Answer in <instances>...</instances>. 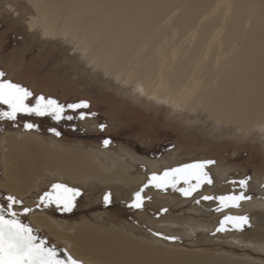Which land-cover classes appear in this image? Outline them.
<instances>
[{"label": "bare ground", "instance_id": "obj_1", "mask_svg": "<svg viewBox=\"0 0 264 264\" xmlns=\"http://www.w3.org/2000/svg\"><path fill=\"white\" fill-rule=\"evenodd\" d=\"M6 5L41 45L57 42L79 68L99 72L102 86L111 84L148 109L166 106L168 119L198 126L209 138L264 144V0H8ZM84 125L99 129L92 118ZM137 152L8 131L0 136V189L23 201L33 210L25 215L31 214L34 227L83 262L264 264V182L241 187L247 178L225 165L211 166L212 183L184 196L177 190L188 187L183 180L175 188L149 184L168 162ZM54 183L86 193L96 208L107 194L131 207L137 192L144 205L135 219L118 223L101 212L63 220L40 202ZM240 192L254 198L230 209L218 199H201ZM220 210L224 214L214 216ZM237 215L247 217L251 232L230 223L217 230L226 216ZM190 239L198 241L192 249L183 247Z\"/></svg>", "mask_w": 264, "mask_h": 264}, {"label": "rangeland", "instance_id": "obj_2", "mask_svg": "<svg viewBox=\"0 0 264 264\" xmlns=\"http://www.w3.org/2000/svg\"><path fill=\"white\" fill-rule=\"evenodd\" d=\"M7 2L8 0L0 2V72L5 74L2 79L27 88L32 93V96L26 100L29 106H34L39 96L54 99L64 105L65 110L62 115L65 118L56 120L49 114L41 116L34 112H19L15 120L0 119V136L8 131L22 130L34 132L45 138H55L68 144L105 145L104 141L108 140L110 143L107 145H119L127 150L138 151L137 153L151 157L149 160L168 162L169 168L166 170L199 161H214L205 168L208 174L209 167L225 165L231 168L230 171L233 173L247 178V182L251 180L264 182L263 143L250 139L209 138L210 136L204 135L198 126L183 124L181 120L180 122L177 120L179 119L177 117H173V120L168 119L172 116L167 115L166 106L162 108L158 106L156 111L148 109L144 104L134 101L131 96L116 93L111 84L108 85L109 88L108 86L106 88V82L103 83V85L106 83L105 87L102 86L100 78L102 77L103 81V76L95 70L79 68L77 62L72 60L69 49H65L57 42L41 45L38 36V38L31 36L22 16L16 17L8 10ZM16 5L22 6L21 3ZM24 10L26 16L29 15L27 6ZM82 101L87 102V108L67 107ZM6 110V106L0 105V111ZM80 113L85 114L83 119L80 118ZM68 116L73 118L69 120L66 118ZM89 118L99 122V129L92 131L85 127L84 122ZM28 124H32L33 127L27 128ZM101 125H104L103 129ZM0 178H2L1 163ZM48 190L50 191L45 188V192ZM78 192L70 210H65L63 203L56 207L55 202L48 203L47 206L42 204V207L49 208L51 214L60 219L75 221L82 216L89 217L93 213L101 212L116 223L126 217L135 219L134 216L142 211L143 206L140 208L126 206L122 201L115 200L113 194H107L108 202H105L104 198L103 204L96 208V205H91L87 201L86 193ZM0 194L3 200L0 204H6V198L9 195L1 189ZM230 207H232L231 204L225 209ZM177 211L188 214L186 208H179ZM220 211L214 216H222L223 211ZM30 215H22L26 216L22 218L23 223L29 226L30 223L32 224ZM235 227L246 233L251 232L248 221ZM34 234L45 240L47 246L55 247L61 258H64L65 253L70 254L66 246L59 244L45 231L34 232ZM196 241L198 239L193 241L190 239L183 243V247L192 249L191 245ZM200 248L205 250L207 246L203 245ZM76 260L81 264H93L83 262L77 257Z\"/></svg>", "mask_w": 264, "mask_h": 264}, {"label": "snow or ice", "instance_id": "obj_3", "mask_svg": "<svg viewBox=\"0 0 264 264\" xmlns=\"http://www.w3.org/2000/svg\"><path fill=\"white\" fill-rule=\"evenodd\" d=\"M5 74L0 72V105L7 107L6 111H0V119L15 120L19 112L36 113L37 115H52L54 119L60 120L63 117L62 113L65 106L59 104L51 98L39 96L36 98L34 106H29L26 100L32 93L25 87L15 84L11 81L2 79ZM68 108L78 109L87 108V102H80L78 104L67 105ZM94 115V114H92ZM85 117L84 113H80V118ZM67 119L71 120L73 117L68 116ZM27 128H32V124L26 125ZM102 129L104 125L100 126ZM59 135V133H56ZM105 145L110 141L105 140ZM214 161H199L191 164H185L177 168L169 169L163 172L162 175H152L149 179V184L157 188H163L171 185L175 188L176 184L183 180L184 184L188 185L187 188L177 189L181 191L184 196H191L194 191L199 189L202 184H211L212 180L205 168ZM195 183H192V181ZM240 186L244 187L247 180H241ZM147 187V185H146ZM143 191V189H141ZM79 192L75 188H70L62 183H54L51 190L45 192L40 197V202L47 206L48 203L55 202L57 205L63 203L65 210H70L72 201ZM6 204H0V264H81L80 261L74 259L70 254L65 253L64 258H61L55 247H49L46 241L34 234V230L22 222L21 216L33 211L30 208L23 206V201L18 200L16 197L8 196ZM203 200L218 199L222 202L223 206H239V201L244 199H251L245 196L243 192L231 196H202ZM109 196H105V202H108ZM199 202V201H197ZM143 203L141 192H137L131 207L140 208ZM19 209V210H18ZM166 211V209H165ZM233 223L239 227L247 223V217L242 216H226L221 221L218 231H224V225ZM166 239L168 237H165ZM174 239V237L172 238Z\"/></svg>", "mask_w": 264, "mask_h": 264}, {"label": "flooded vegetation", "instance_id": "obj_4", "mask_svg": "<svg viewBox=\"0 0 264 264\" xmlns=\"http://www.w3.org/2000/svg\"><path fill=\"white\" fill-rule=\"evenodd\" d=\"M3 191V190H2ZM5 192V191H4ZM8 194V193H7ZM3 195V194H2ZM6 201H7V199H6ZM1 202H3V200H2V197H1V194H0V203ZM55 206L56 207H58L59 205H57L56 203H55ZM69 214V213H68ZM63 217H66V216H63ZM22 218H26V216H21V219ZM64 220V219H63ZM22 222H23V220H22ZM30 226H31V228L34 230V232H39L40 230H38L36 227H34V225H32L31 223H30ZM72 256V255H71ZM74 257V256H73ZM75 259H76V257H74Z\"/></svg>", "mask_w": 264, "mask_h": 264}]
</instances>
